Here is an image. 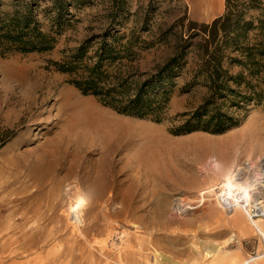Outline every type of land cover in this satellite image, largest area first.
Wrapping results in <instances>:
<instances>
[{
	"label": "rangeland",
	"instance_id": "obj_1",
	"mask_svg": "<svg viewBox=\"0 0 264 264\" xmlns=\"http://www.w3.org/2000/svg\"><path fill=\"white\" fill-rule=\"evenodd\" d=\"M226 1L154 0L152 3V0H124L117 17L118 29L122 26L123 32L127 33L126 28L146 25L150 31L142 33L141 38L157 42L134 64L136 71L153 73L162 67L174 56L179 42L190 37L191 23L199 26L211 24L224 15ZM60 5L58 11L54 0H0V37L17 26L18 21L28 19L30 29L35 28L55 39L52 51L28 54L8 51L0 40V128L17 133L0 150V264H119V261L126 264H168L163 256L178 264H264V241L245 210L226 211L211 199L205 204L185 202L187 196L197 194L188 192L187 186L180 185L178 181L175 184L180 187L172 190L173 187L169 189L167 183L151 185L142 177L139 178L140 186L136 187L129 174L120 177L124 185H113L112 189L118 194L120 192L119 200H103L101 209L104 213H117L118 216L111 217L114 226L118 227L116 233L107 243L105 234L89 231L95 223L105 228L107 220L94 218L96 214L92 212L91 199L86 198L83 205H78L62 194L71 182L72 186L75 185L85 169L88 173L87 170L98 163L100 155L98 152L78 155L60 144L61 129L66 123L57 109L65 88L74 90L82 99L92 100L96 106L117 117L158 127L171 140L189 135L216 139L218 135L200 131L177 136L170 129L178 122L158 124L124 116L103 106L96 98L83 95L69 83L67 75L56 70L53 63L61 62L66 55L88 45L87 42H90V58L94 57L102 42L110 43L112 36L104 37V30L111 25L112 19L107 16L113 7L112 0H64ZM208 10L211 13L208 14ZM260 15V11L251 10L245 19L258 25L255 18ZM254 35L255 32H251L249 38ZM128 36L123 38V43ZM193 41L196 44L201 39L197 37ZM195 55L196 50L192 48L185 59L184 70L174 77L176 87L171 91L168 103L170 119L196 110L208 95L205 84H193ZM230 71L237 74L240 68L234 67ZM25 72L35 75L43 86L46 83L59 86L51 96L46 95L43 86L30 94L28 85L31 83L13 82L14 77ZM227 110L234 112L230 108ZM240 118L241 123L230 129L235 130L233 133H237L240 139L247 133L245 124L259 120L254 133L256 141H239L229 149L231 158L241 164L245 163V155L249 151L260 150L264 154V105L251 103ZM24 161L26 166L35 169L51 164L58 166L55 174L44 182L45 187L39 189L31 201L28 197L37 188L22 191L20 183L6 187L7 182L13 179V171L23 166ZM74 171L75 176L69 175ZM176 171L178 175L183 172L181 168ZM248 178L253 180L252 175ZM160 188H164L168 196L159 194ZM53 203L58 205L57 208L52 209ZM69 204L77 208L82 225L74 227L71 223L67 210ZM256 204V210L264 215V203L260 200ZM5 206L11 209L6 211ZM11 211L16 212L14 216H11ZM97 213L101 215L99 210ZM86 226L88 230H83ZM100 241L106 243L105 249L96 245L95 242ZM117 251L123 252V259L114 254ZM195 251L200 254H195Z\"/></svg>",
	"mask_w": 264,
	"mask_h": 264
},
{
	"label": "trees",
	"instance_id": "obj_2",
	"mask_svg": "<svg viewBox=\"0 0 264 264\" xmlns=\"http://www.w3.org/2000/svg\"><path fill=\"white\" fill-rule=\"evenodd\" d=\"M61 1L64 3L54 0L58 11ZM123 2L112 0L113 7L107 16L112 19L111 25L104 30V37H112L110 43L104 41L99 45L93 58L88 57L90 42H87L88 45L66 55L61 62L53 63L83 95L96 98L124 116L158 124L178 122L170 129L177 136L200 131L224 134L241 123L240 115L248 105H264V0H227L224 15L211 24L191 23L190 37L179 42L174 56L153 73L136 71L134 64L157 42L141 38L142 33L150 31L146 25L126 28L127 33L122 26L119 28L122 31L118 29L116 22ZM251 10L261 12L255 18L258 25L245 19ZM30 23L28 19L18 21L17 26L0 37L8 51L28 54L54 49L55 39L30 29ZM251 32H255L253 38H249ZM127 35L128 40L123 43ZM197 37L201 41L195 44L193 40ZM192 48L196 50L193 84H205L208 95L196 110L170 119L168 103L176 87L174 77L184 70ZM234 67L240 68V72L232 74L230 70ZM228 108L234 112L225 111ZM16 134L0 128V150Z\"/></svg>",
	"mask_w": 264,
	"mask_h": 264
},
{
	"label": "bare ground",
	"instance_id": "obj_3",
	"mask_svg": "<svg viewBox=\"0 0 264 264\" xmlns=\"http://www.w3.org/2000/svg\"><path fill=\"white\" fill-rule=\"evenodd\" d=\"M207 13L211 12L208 10ZM17 81L23 85L31 83L28 85L30 94L43 86L39 79L29 72L14 77L13 82ZM58 86L59 84L46 83L43 87L46 89V95L51 96L52 91ZM61 94L57 111L66 124L61 129L60 144L78 155H92L94 152L100 155L97 165H92L91 169L87 168L88 173L85 169L83 176L75 185L72 186L71 182L69 186L72 187H68L62 194L71 203L78 202V205H83L86 198L91 199V206L94 207L92 212L96 214L94 218L107 220L105 228L95 223L89 231L99 235L105 234L107 236L105 242L110 241L111 236L116 233L118 227L114 226L111 217L118 215L113 211L104 213L101 210L102 202L108 198L119 200L120 192L118 194V191L117 193L112 191L113 185L122 187L124 183L119 180L120 177L129 174L136 187L140 186L138 185L140 177L151 185L161 186L167 183L169 189L173 187L172 190L180 187L179 184H175V181H178L180 185L187 186L188 192L193 191L191 194H197L185 198V202L190 204H205L211 199L226 211L231 209L232 212H238L241 208L246 211L252 226L264 241V215L256 210V203H260V200L264 203V154L260 150L249 151L245 155V163L240 164L231 158L232 154L229 152L230 147L239 141H256L254 133L259 123L258 119L245 124L248 134L241 139L237 137V133H233L235 130H230L227 134L215 136L216 139H200L189 135L185 136L187 138L171 140L160 128L117 117L96 106L92 100L80 98L74 90L65 88ZM25 163L26 161L23 166H18L13 171V179L7 182L6 187L10 188L20 183L22 191L37 188L28 197L31 201L39 189L45 187L44 182L55 174L58 166L51 164L44 165L45 168L40 166L35 169L26 166ZM1 168L0 163V170ZM179 168L183 172L178 175L176 170ZM74 173L69 175L75 176L76 172ZM248 175L249 177L252 175L253 180L250 181ZM158 193L168 196L164 188H160ZM57 196L60 194L57 193ZM53 205L52 209L58 206L54 203ZM5 207L6 211L11 209ZM67 208L73 226L82 225L83 222L74 204H69ZM98 210L101 215L97 213ZM15 213L10 212L11 216ZM83 230H88V227H84ZM95 243L103 249L107 246L102 241ZM115 253L120 260L124 258L122 251ZM195 254L199 255L200 252L195 251ZM202 256H205L204 253ZM163 258L165 263L178 264L164 256ZM118 263L126 264L123 261Z\"/></svg>",
	"mask_w": 264,
	"mask_h": 264
}]
</instances>
